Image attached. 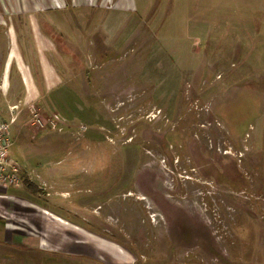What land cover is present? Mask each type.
Here are the masks:
<instances>
[{
	"label": "rangeland",
	"instance_id": "rangeland-1",
	"mask_svg": "<svg viewBox=\"0 0 264 264\" xmlns=\"http://www.w3.org/2000/svg\"><path fill=\"white\" fill-rule=\"evenodd\" d=\"M136 3L66 13L36 109L63 130L11 127L44 193H9L73 225V264H264V0Z\"/></svg>",
	"mask_w": 264,
	"mask_h": 264
},
{
	"label": "crops",
	"instance_id": "crops-1",
	"mask_svg": "<svg viewBox=\"0 0 264 264\" xmlns=\"http://www.w3.org/2000/svg\"><path fill=\"white\" fill-rule=\"evenodd\" d=\"M109 3L112 13L143 19L136 0H0V122L10 117L15 123L32 109L31 118L43 94L61 85L50 56L57 50L59 27L68 25L66 13L104 9ZM10 189L17 190L0 187V264H73V256L57 254L84 244L73 239V225Z\"/></svg>",
	"mask_w": 264,
	"mask_h": 264
},
{
	"label": "built area",
	"instance_id": "built-area-1",
	"mask_svg": "<svg viewBox=\"0 0 264 264\" xmlns=\"http://www.w3.org/2000/svg\"><path fill=\"white\" fill-rule=\"evenodd\" d=\"M14 120L0 122V187L19 188L23 185L22 167L11 157L13 138L11 127ZM65 122L58 114L42 115L38 110L32 114L29 125L37 131L62 132Z\"/></svg>",
	"mask_w": 264,
	"mask_h": 264
},
{
	"label": "trees",
	"instance_id": "trees-1",
	"mask_svg": "<svg viewBox=\"0 0 264 264\" xmlns=\"http://www.w3.org/2000/svg\"><path fill=\"white\" fill-rule=\"evenodd\" d=\"M23 182L24 186L29 190L32 194H36L40 192L39 187L35 185L32 181L29 180L27 172L23 174Z\"/></svg>",
	"mask_w": 264,
	"mask_h": 264
},
{
	"label": "flooded vegetation",
	"instance_id": "flooded-vegetation-1",
	"mask_svg": "<svg viewBox=\"0 0 264 264\" xmlns=\"http://www.w3.org/2000/svg\"><path fill=\"white\" fill-rule=\"evenodd\" d=\"M39 190H40V192L39 193H44V191H42L40 188H39ZM54 211L56 210V209H53ZM60 210H62V209H60ZM53 213V212H52ZM54 216H52V219L54 220ZM80 248L79 247H76V248H74V252L73 253H71V252H65V251H58V253L57 254H59V255H68V256H75V255H78V256H80V255H84L83 253H81V252H79L78 250H79Z\"/></svg>",
	"mask_w": 264,
	"mask_h": 264
}]
</instances>
